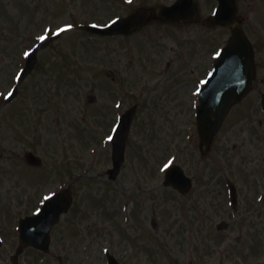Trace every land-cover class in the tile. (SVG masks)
<instances>
[{
	"label": "rangeland",
	"instance_id": "374dc122",
	"mask_svg": "<svg viewBox=\"0 0 264 264\" xmlns=\"http://www.w3.org/2000/svg\"><path fill=\"white\" fill-rule=\"evenodd\" d=\"M123 1L0 0V228L9 230L46 195L67 186L74 204L52 229L46 264H58L60 246L65 264H106V250L120 264H206L205 251L210 264H227L239 252L238 239L220 244L221 233L241 229L244 234L255 226L243 221L246 216L239 225L224 216L219 178H210L201 199L177 194L163 177L174 162L212 178L223 175L227 161L232 172L239 163L242 154L232 151V125L250 127L252 94L232 108L211 149L202 154L192 113L197 87L230 31L199 22L169 26L157 19L113 37L82 28L169 0ZM234 1L255 47L264 48V0ZM216 4L198 0L199 15L206 17ZM59 28L65 32L51 39ZM35 47L33 70L19 78L26 53ZM117 97L123 107L137 109L125 162L110 180L108 136ZM191 131L194 142L188 146ZM243 131L245 143H251L250 132ZM27 151L42 163L28 164ZM126 213L130 220L123 224ZM221 219L230 224L225 231L217 229ZM218 247L222 253L214 252ZM14 249L7 245L2 250L3 264H11ZM126 249L128 256L123 255ZM259 251L243 259L264 264V249ZM40 256L25 248L18 260L41 264Z\"/></svg>",
	"mask_w": 264,
	"mask_h": 264
},
{
	"label": "flooded vegetation",
	"instance_id": "af4514ba",
	"mask_svg": "<svg viewBox=\"0 0 264 264\" xmlns=\"http://www.w3.org/2000/svg\"><path fill=\"white\" fill-rule=\"evenodd\" d=\"M239 20L244 23L245 18H239ZM253 53L255 75L250 90V93L252 94L251 99H253V103L250 104V116L252 119L248 129L242 128L244 125L243 123L240 124V126L237 124L232 125V135L235 136V141L239 143L238 145L235 143L232 146L234 149L232 151H235V155L239 152L242 154L237 156L239 163H235L236 167L234 168V172L231 171L232 163L229 161H227L223 175L215 178L201 175L200 170L195 166L192 168L191 166H188V174L191 178L192 184L191 188L186 193H192L194 198L204 199L207 195L206 192L209 191L210 178L212 182H215L217 178H219V187H222V196L220 197H222V213L224 216L227 215L228 218L236 219L237 222H235V225H239L240 222L238 220L246 216L243 221L247 222V225L252 223L255 226L254 230L249 227L244 234V231L241 232V229L237 234L234 231H230V234L234 233L233 237L236 241L238 239L237 248L239 249V252L236 255V258L233 259L235 264H249L243 258L251 259L254 257L256 249L259 248L262 243L260 238H264V48L254 47ZM243 130H246L251 134V143H249L251 144L250 147H246V145L249 144L245 143V139L242 137ZM224 141L228 144L230 140H226L225 137ZM225 148H227V146H225ZM243 149H247L246 153H244ZM230 171L232 172L231 176L228 174ZM230 182L233 183L232 188H235L236 191V200L233 205L231 204L230 199ZM175 192L177 194H182L178 190H175ZM227 204L232 206V210L228 209ZM67 221L68 219L65 218L63 222L64 226L68 225ZM11 225L12 224L9 225V230L0 228L1 232L5 234H8V232L10 233L8 236L0 233V237L3 239V246L2 242H0V264H3L4 262L1 257L2 250L4 251L7 245L12 247L17 243V232H13ZM229 226L230 224L227 222L226 228ZM230 234L222 232L221 236L224 239L220 241V244H224L225 242L230 243ZM222 250L221 247H218L217 249L214 248V252L222 253ZM128 251V249L124 250V252ZM204 255V258H206V264H210L208 261V257L210 256L208 251H205ZM10 258L12 259V257ZM47 259V257L42 258L41 264H46ZM66 259L67 257L64 256L62 247L60 246L58 263L65 264ZM221 261L224 262V259H221ZM12 263L20 264L18 259L14 262L12 261ZM250 263L256 264V260L253 259Z\"/></svg>",
	"mask_w": 264,
	"mask_h": 264
},
{
	"label": "water",
	"instance_id": "95a60500",
	"mask_svg": "<svg viewBox=\"0 0 264 264\" xmlns=\"http://www.w3.org/2000/svg\"><path fill=\"white\" fill-rule=\"evenodd\" d=\"M187 1L188 0H180L173 6H170L168 8H160L158 10V14L169 23H177L181 19L191 20L195 13L193 2H192V6H189V8L186 11L180 10L181 6L187 5ZM219 2H220V5L217 9L216 14L210 20H207L206 23L208 25H212L216 22H223L227 25H231L233 34L229 39L228 45L221 51L218 59L216 60L214 64V69L211 75L209 76V78L206 80L203 86V89L201 91V96H202L201 98L202 108L201 109L209 108L210 110H213L217 115L216 119L212 121L209 120L207 128L203 127L205 126V123L207 122V117H203V116L199 117V121H200L199 126L200 128H203V130L205 129V134L203 135V137H204V143L206 145L210 141L213 131L219 126L229 105L232 102L237 100L236 96L240 97L242 94V93H240V95L238 94L239 92L237 91L238 87L236 88L230 87L231 92L227 94L225 93L224 95L221 94V89H223L225 86L224 84L223 86L221 85L222 84L221 81H225V80L228 82L235 81L240 77L241 72L235 69V65L242 64L240 61L241 56L245 55L246 58L249 57L248 58L249 62L251 61V58H250L251 49H250L248 41L244 37L241 30L235 25L234 18L232 19V16L229 17V14L225 12V10H228V6H229L228 4L230 1L219 0ZM142 22H143L142 15L136 14L127 19L120 20L119 22L115 23L114 26L109 27L108 30H106L105 28H96V27H93L91 29L99 31V32L116 33L119 31H127L129 30L130 26L133 25L135 27L141 24ZM243 50H247V52ZM34 61H35V55L31 54V57L29 59L27 67L25 68L23 72V75L28 73ZM227 64H229L228 67H226ZM245 71L247 72V70ZM249 74L250 75L248 76V78L247 76H244L245 77L244 79L246 80L248 79L246 83V90L252 79V71H250ZM226 86H228V84ZM225 102L227 104L226 107L221 105V103H225ZM131 113L132 111H129L128 114L124 116L122 124L119 128L120 130L119 133L124 138H123L122 146L114 147L113 162H114L115 170L119 168L120 163L123 159L124 140L126 136V130L128 128V124L131 119ZM219 113H222V114L220 115ZM26 158L31 163L39 162V159L33 156L32 153H27ZM166 180L169 181L171 179L167 176ZM61 193L62 194L59 193L55 195L53 198H50L49 199L50 201L43 207V209L37 216H35L34 218H26L25 220L21 221V224H22L21 229H22V232L24 233V236L26 237V238H23L24 242L22 243V246L28 245V244L35 245L36 244L35 241H32L29 238L32 237V235H34L35 233L42 232L43 231L42 226H45V230L44 232H42V235H44L43 240H45L46 236L48 235V230L50 229L52 224L56 221L58 214L63 209L66 210L69 205V199L67 196V192H61ZM61 196H63L65 199L61 201L62 203L61 202L58 203L59 198ZM61 207L62 208L64 207V208L61 209ZM35 246H38V245H35Z\"/></svg>",
	"mask_w": 264,
	"mask_h": 264
},
{
	"label": "snow or ice",
	"instance_id": "6c2138e0",
	"mask_svg": "<svg viewBox=\"0 0 264 264\" xmlns=\"http://www.w3.org/2000/svg\"><path fill=\"white\" fill-rule=\"evenodd\" d=\"M9 95H11V93Z\"/></svg>",
	"mask_w": 264,
	"mask_h": 264
}]
</instances>
